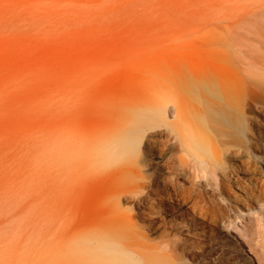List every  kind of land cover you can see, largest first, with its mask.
Listing matches in <instances>:
<instances>
[{
	"label": "rangeland",
	"instance_id": "374dc122",
	"mask_svg": "<svg viewBox=\"0 0 264 264\" xmlns=\"http://www.w3.org/2000/svg\"><path fill=\"white\" fill-rule=\"evenodd\" d=\"M144 153L198 162L174 179L215 215L181 205L208 235L182 264H264V0H0V264L138 261Z\"/></svg>",
	"mask_w": 264,
	"mask_h": 264
},
{
	"label": "bare ground",
	"instance_id": "6f19581e",
	"mask_svg": "<svg viewBox=\"0 0 264 264\" xmlns=\"http://www.w3.org/2000/svg\"><path fill=\"white\" fill-rule=\"evenodd\" d=\"M246 42H247V38L243 32L239 35L237 45L239 48L240 59L244 71L253 68V61L251 54H249L246 51V47H247ZM245 85L246 82L244 81V79H241L233 84L225 83L224 89L226 92H225L224 104L228 105L230 108H234L227 91L232 86L238 91L239 95L241 96ZM161 112H165V110L162 109ZM189 134L192 135L191 140L193 141V143H196L197 137L202 138V137H206V135L207 137L214 139V141L215 139L217 140L220 139L219 135L217 134L212 135L210 131H207V128L204 130V132L202 131V134L200 135L198 134L199 136H196L194 130L189 131ZM128 151H130V149ZM147 155H148L147 153H144V157H142L139 160L128 159L126 163L123 165L125 169L131 171L134 178H139V180L142 181L140 184L141 190L137 193V195H138V200L141 203V207H142V215L140 216L141 221L147 223H144L139 227L140 229L137 234L140 238L138 261L135 260L133 254H131L132 252H128V253L126 252L125 254L120 253L118 256L116 255L109 264H182V260H183L182 253L189 254L192 259H196L198 253L196 254V252L194 251V247L197 245H201V247H203L205 237L208 236L206 234L207 231L205 229V226L201 222L197 221V219L193 218L192 214H191L192 216L190 217L188 216L187 213L182 212L181 205L183 203L186 204V202L192 201L193 203L192 202L191 203L195 208V209L193 208L194 212L203 216H209V214L212 213V217H213V215H215L214 211L212 212L210 211L209 206L206 204V200L204 201V199L202 198L203 196L199 198L194 197L197 194L193 196L192 187H188V186L184 187L180 181L182 185L181 186L178 182L179 179H177L176 176H175L176 178L174 179V174L175 175L179 174V170L181 167H183V170L186 172L187 169H189L191 166L195 167L198 162H195L196 163L195 164L191 160L192 163H190V160L188 158L181 157L179 160L176 159L179 162V164L176 165L175 160H173V157H171L172 159L168 161V165L170 168L169 169L170 172L168 173H170V176L165 177L164 175L163 178V176L161 177L157 172H155L153 175L149 174L148 170L145 168L150 165V160L147 159L148 158ZM200 162H204V161L201 160L199 161V163ZM161 164L165 166L163 162ZM168 187L173 188L172 191L173 193L172 192L168 193L169 191L167 192L166 189H168ZM219 190L220 192H222L221 188ZM195 192L196 190L194 191V193ZM216 201H218V199ZM163 213H167V215H169L171 218H167L164 220L165 229L162 231V234L160 235L161 240L154 241V239L151 238L150 231L156 228L155 219H158L160 215ZM151 214L155 216L151 217ZM241 214H242V210L238 211L237 217H241ZM125 224L133 225L131 224L130 221L126 220L124 221L123 224L124 229L126 228V226L124 227ZM184 231L193 233L194 237L190 236L189 234H184ZM235 243L238 247H244L242 243L239 242V240H236ZM204 248L205 247H203V249Z\"/></svg>",
	"mask_w": 264,
	"mask_h": 264
}]
</instances>
